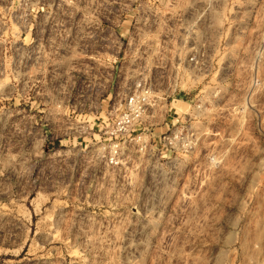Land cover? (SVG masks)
<instances>
[{
  "label": "rangeland",
  "instance_id": "obj_1",
  "mask_svg": "<svg viewBox=\"0 0 264 264\" xmlns=\"http://www.w3.org/2000/svg\"><path fill=\"white\" fill-rule=\"evenodd\" d=\"M91 55L177 102L82 122ZM0 264H264V0H0Z\"/></svg>",
  "mask_w": 264,
  "mask_h": 264
},
{
  "label": "crops",
  "instance_id": "obj_2",
  "mask_svg": "<svg viewBox=\"0 0 264 264\" xmlns=\"http://www.w3.org/2000/svg\"><path fill=\"white\" fill-rule=\"evenodd\" d=\"M140 9H133L130 13H137ZM173 12V9H169ZM160 11L156 8L149 11V15H156ZM74 68L62 69L60 74L69 80L83 81L88 84L85 88H72L67 96L77 97L78 101L70 105L69 99L66 106L81 113L80 120L92 125L97 118L98 113L108 111L110 103L123 101L135 82L140 78L152 80L158 74V64L156 59H98V56L91 55L90 59H70ZM175 60L170 59L168 70L165 72L166 79L173 80V68ZM69 64V65H70ZM140 65L143 67L140 68ZM52 72L45 68L42 71V77L51 76ZM170 84L165 98L166 107H172L176 102L177 91ZM35 92L33 96L35 97ZM43 95V94H42ZM65 103V104H66ZM164 104V103H163Z\"/></svg>",
  "mask_w": 264,
  "mask_h": 264
},
{
  "label": "built area",
  "instance_id": "obj_3",
  "mask_svg": "<svg viewBox=\"0 0 264 264\" xmlns=\"http://www.w3.org/2000/svg\"><path fill=\"white\" fill-rule=\"evenodd\" d=\"M199 60L197 57H190L184 62L181 61L177 68L185 63L198 65ZM175 90L177 91V87ZM160 100L161 98L154 95L150 84L142 79L137 80L123 101L112 104V110L122 112L121 117L114 123L115 133L127 135L135 121L142 122L145 117L156 119V114L150 115V112L159 108Z\"/></svg>",
  "mask_w": 264,
  "mask_h": 264
}]
</instances>
